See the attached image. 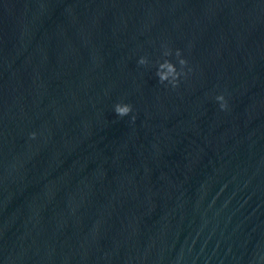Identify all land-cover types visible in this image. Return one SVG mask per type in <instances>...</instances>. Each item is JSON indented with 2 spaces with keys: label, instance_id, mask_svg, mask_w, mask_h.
<instances>
[{
  "label": "water",
  "instance_id": "obj_1",
  "mask_svg": "<svg viewBox=\"0 0 264 264\" xmlns=\"http://www.w3.org/2000/svg\"><path fill=\"white\" fill-rule=\"evenodd\" d=\"M0 264H264V0H0Z\"/></svg>",
  "mask_w": 264,
  "mask_h": 264
},
{
  "label": "clouds",
  "instance_id": "obj_2",
  "mask_svg": "<svg viewBox=\"0 0 264 264\" xmlns=\"http://www.w3.org/2000/svg\"><path fill=\"white\" fill-rule=\"evenodd\" d=\"M173 55V50L167 45L163 46V56L169 57ZM175 57L178 60L179 69L177 65L173 63L169 59H163L162 62L158 61L156 76L158 77V81L161 84H165V86H171L173 89L177 88L180 84L181 77H186L189 72H191V68L188 67L189 61L182 55V50L177 48L175 49ZM137 63L139 65H147L149 63L148 58L146 56H141ZM187 69V71H186ZM215 99L219 102V107L221 110H226L228 108V102L223 94L216 95ZM133 111V106L130 103L125 102H117L114 105V112L118 117L128 116ZM136 116H131V121L135 122ZM32 138L36 137V133H30Z\"/></svg>",
  "mask_w": 264,
  "mask_h": 264
}]
</instances>
